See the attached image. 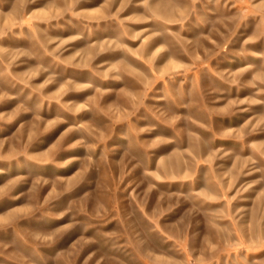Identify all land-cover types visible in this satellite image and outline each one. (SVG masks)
Wrapping results in <instances>:
<instances>
[{
	"label": "rangeland",
	"instance_id": "obj_1",
	"mask_svg": "<svg viewBox=\"0 0 264 264\" xmlns=\"http://www.w3.org/2000/svg\"><path fill=\"white\" fill-rule=\"evenodd\" d=\"M0 264H264V0H0Z\"/></svg>",
	"mask_w": 264,
	"mask_h": 264
}]
</instances>
